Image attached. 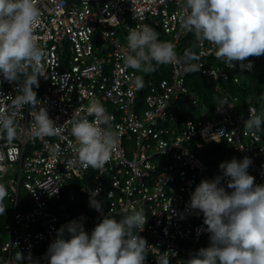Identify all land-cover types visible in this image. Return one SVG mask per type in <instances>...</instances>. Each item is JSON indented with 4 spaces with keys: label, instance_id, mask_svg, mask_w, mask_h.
I'll return each instance as SVG.
<instances>
[{
    "label": "built area",
    "instance_id": "built-area-1",
    "mask_svg": "<svg viewBox=\"0 0 264 264\" xmlns=\"http://www.w3.org/2000/svg\"><path fill=\"white\" fill-rule=\"evenodd\" d=\"M180 4L181 0H37L42 19L34 34L46 53L45 75L39 83L47 78L37 98L61 131L36 137L30 116L35 109L26 105L17 110L16 138L11 142L0 139V183L7 176L11 203L5 238L0 239V264L15 261L13 251L48 264V246L62 225L83 217L84 229L91 233L102 215L123 216L125 210L128 214L142 210L147 217L144 231L138 233L151 246L146 264H157L156 258L164 254L171 264H183L206 232L203 215L186 207L190 192L202 179L222 175L194 151L213 141L228 142L238 153V161L251 158L248 173L255 183H264V126L256 134L243 127L250 111L259 113L264 108L223 91L220 101L227 104L221 110L218 103L210 116L179 120L174 102L195 95L179 65L169 64V77L149 80L142 102L140 90L132 87L133 78L143 72L124 66L130 28L147 24L161 29L181 56L180 43L187 31L179 23ZM196 44L193 52L199 60L194 63L201 65L199 73L216 83L230 79L238 83L239 71L264 64V56L250 57L251 69H241L239 64L230 69L216 58L214 45L197 40ZM0 82V113L8 114L14 110L13 98L22 93L18 83L3 82L2 76ZM215 89L220 87L216 84ZM93 99L114 117L117 147L104 169L70 167L67 161L74 154L68 146L75 142L71 120L87 116L92 121L86 110ZM199 100L194 96L192 101L198 104ZM56 146L59 156L51 154ZM22 187L28 199L20 201ZM93 190H99L98 195ZM64 191L71 200L77 191L89 201L92 195L103 202L102 211L90 203L78 212L68 210Z\"/></svg>",
    "mask_w": 264,
    "mask_h": 264
},
{
    "label": "clouds",
    "instance_id": "clouds-1",
    "mask_svg": "<svg viewBox=\"0 0 264 264\" xmlns=\"http://www.w3.org/2000/svg\"><path fill=\"white\" fill-rule=\"evenodd\" d=\"M180 8V26L198 42L214 45L216 58L227 68L239 64L241 69H251L248 58L264 56V0H181ZM41 19L37 0H0V76L3 82L18 83L22 93L13 98V111L0 113V139L9 142L17 136V110L26 105L35 109L30 116L36 137L43 139L61 131L34 91V87L39 88L40 77L45 75L42 61L46 53L34 34ZM126 45L125 68L145 74L167 64L181 66L185 75L201 70V65L194 63L199 60L198 55L188 50L179 56L175 45L160 40L156 30L147 24L130 28ZM132 87L141 90L143 77L135 76ZM225 104L226 101H220L218 110ZM86 111L94 117L92 121L87 116L71 120L75 142L68 147L74 156L67 164L104 169L118 143V133L112 125L114 117L97 99L90 101ZM262 126L264 110L250 111L243 122L245 131L251 134L260 132ZM60 151L56 146L51 154L59 156ZM251 164L247 156L239 161L236 158L223 161L219 164L221 176L202 179L190 192L186 207L198 216L203 215L206 225L203 230L209 234L210 243L189 253L185 264H264V183H255V177L248 173ZM93 193L98 195L99 190ZM7 196L8 189L0 183V214L6 211ZM102 206V201L90 196V207L101 212ZM82 220L83 217L69 221L57 230L47 249L48 264H146L151 246L138 234L147 223L142 210L130 214L125 210L119 220L109 214L102 215L90 234L85 231ZM16 259L25 264H38L30 254L25 256L20 251ZM156 261L171 264L166 254Z\"/></svg>",
    "mask_w": 264,
    "mask_h": 264
},
{
    "label": "trees",
    "instance_id": "trees-1",
    "mask_svg": "<svg viewBox=\"0 0 264 264\" xmlns=\"http://www.w3.org/2000/svg\"><path fill=\"white\" fill-rule=\"evenodd\" d=\"M149 26L156 30V32L159 34L160 40L170 41V37L161 29L152 25ZM196 47L197 44L194 35L187 32L186 36L181 40L180 43V55L183 56V54L188 50L194 51ZM169 75V64L156 66V70L152 73H143L142 77L144 80V87L140 90L138 96L140 101H143L142 99L148 91L149 80L158 81L162 78L169 77ZM239 75L240 82L238 83L234 82L232 79L220 80L216 83L208 76L203 75L199 72L186 74V84L195 95L182 96L174 102V106L172 108L176 113V117L179 120H185L187 118L196 120L204 116V114L205 116H210L213 109H215L220 102L223 91H229L232 94L240 96L242 102H245L246 99H249L252 102L256 103L259 108H264V64L256 65L252 71H239ZM46 81L47 78L44 77L39 83V88L37 89L34 87V91H36L37 94L39 93V91H41L42 84ZM216 84L220 87L219 90L215 89ZM194 96L199 97L200 100L198 104L193 103L192 100ZM194 151L199 156H201L204 161L207 162L212 168H219V164L221 162L229 161L232 158L237 159L238 157V153L228 142L224 140L207 143L203 147L194 148ZM1 183L5 184L7 188V176L2 180ZM20 191V201L23 198L28 199V193L23 187L20 189ZM64 200L65 207L72 212L83 210L90 203L87 197L79 191L76 192L73 200H71L64 191ZM4 205L6 207V211L4 214H0V239L5 238V225L9 219L8 207L11 206V203L8 197L5 198ZM18 207L24 208V206L19 204ZM114 218L119 220L122 218V216H117ZM209 243V234L205 232L197 244L196 251L201 247H208ZM17 253L18 251L12 252V256L14 257L15 261H11V264H25L24 261L16 259ZM36 257L40 258V254L36 255ZM183 264H185V262Z\"/></svg>",
    "mask_w": 264,
    "mask_h": 264
},
{
    "label": "rangeland",
    "instance_id": "rangeland-1",
    "mask_svg": "<svg viewBox=\"0 0 264 264\" xmlns=\"http://www.w3.org/2000/svg\"><path fill=\"white\" fill-rule=\"evenodd\" d=\"M243 106H241L240 111H243ZM10 209V206L8 207V210Z\"/></svg>",
    "mask_w": 264,
    "mask_h": 264
}]
</instances>
